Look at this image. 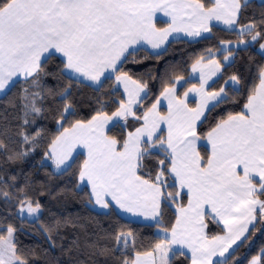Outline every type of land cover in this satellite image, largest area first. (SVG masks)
Listing matches in <instances>:
<instances>
[{"label":"snow or ice","instance_id":"6c2138e0","mask_svg":"<svg viewBox=\"0 0 264 264\" xmlns=\"http://www.w3.org/2000/svg\"><path fill=\"white\" fill-rule=\"evenodd\" d=\"M247 5L248 0H0V95L7 96L21 77L30 84L20 95L23 123L19 135L21 147H28L11 152L0 140V150L11 153L9 160L33 151L43 129L32 134L23 126L35 123V117L45 110V92L58 99L63 105L56 120L58 134L49 142L45 157L64 172L74 163L75 148H85L87 155L77 179L78 186L90 188L89 202L103 210H111L114 204L125 213L151 217L160 227L162 235L154 247L137 251L123 264H172L176 255H185L184 248L191 253V264H230L248 239L245 233L256 220L257 210L264 217V66L243 108L221 117L203 134L198 125L207 119L206 112L227 97L224 87L219 91L205 87L221 71L219 61L210 58L205 65L201 56L192 65L193 72L200 71L199 87L193 85L181 97L178 86L187 81L175 76L165 82L155 102L142 114L138 112L149 97L148 86L119 68L135 54L136 46L145 42L157 49L173 33L201 37L211 33L213 21L235 30ZM157 13L169 18L167 27H157ZM259 25L258 30L253 20L243 25L239 34L247 33L252 41L264 39V14ZM239 43L247 42L241 39ZM260 48L264 50V43ZM225 50L229 55L224 60L228 61L230 46ZM57 54L62 67L57 65L53 71L47 65ZM205 68L210 69L207 74ZM106 73L115 74V85H123L126 99L112 100L115 108L109 113V104L98 98L99 107L90 119H73L77 112L70 101L72 81L91 82L89 86L100 92L111 79ZM48 76L65 78L69 84L54 93L41 83ZM229 81L233 90L239 91L235 86L240 78L234 74ZM118 90L114 87L106 95L114 96ZM192 93L199 97L195 107L188 103ZM162 100L167 101L166 113L159 110ZM162 125L166 126V136ZM112 128L121 131L109 135ZM202 147L206 148L205 155L201 154ZM169 188L173 191H167ZM0 195L6 201L11 198L6 191ZM182 196L187 197V204L176 208L175 222L169 229L157 219L162 215L161 205L170 206L169 202L176 203ZM40 209L39 202L33 206L24 197L18 214L23 218L26 211L33 216ZM206 218L222 224L224 234L209 237ZM15 231L12 225L0 228V264H28L18 254ZM115 240L116 248L105 246L93 255L125 251L130 240L134 247L131 231L117 232ZM250 264H264V249Z\"/></svg>","mask_w":264,"mask_h":264},{"label":"trees","instance_id":"16d2710c","mask_svg":"<svg viewBox=\"0 0 264 264\" xmlns=\"http://www.w3.org/2000/svg\"><path fill=\"white\" fill-rule=\"evenodd\" d=\"M262 14H264V3L250 1L246 8H242L237 24L242 27L255 20L259 30ZM157 26L165 25L157 23ZM241 39L249 42L251 38L250 35L241 36L235 31L230 32L213 27L210 37L195 42L183 39L172 40L160 54H151L144 49H139L134 55L128 56L119 67L120 70L126 72L133 80L146 83L148 86L149 97L143 102L138 114H142L144 110L151 107L166 81L178 75L187 79L192 65L201 56L204 60H208L220 51L222 42H237ZM263 42L264 39L258 38L247 47L236 50L233 63L223 69L220 78L210 87L211 91L219 90L234 74L241 81L239 91L226 87L225 102L208 112L207 119L198 127L200 133H206L217 120L226 117L229 112L235 113L243 108L249 90L259 83V69L264 66V57L258 52V48ZM209 50L212 53L211 57H209ZM221 56L222 54H219L218 58ZM60 60L57 56L49 60L48 68L54 71L57 65L62 67ZM41 83L45 89L51 88L54 93H58L68 86L69 81L65 78L48 76ZM192 84L194 83L187 82L184 89ZM25 87L30 88V84L19 81L7 96L0 98V140L11 152L24 151L28 147L27 145L21 147L19 135L23 123L20 95ZM114 87L119 89L115 85L114 77L105 81L100 92L73 80L70 101L77 112L73 119H90L99 107L96 103L98 98L109 104L106 110L111 113L115 108L111 101L125 99L120 89L114 96L106 95L112 92ZM45 96L43 103L45 110L39 115L38 126L35 129H31L28 125L23 126L26 132L32 134L37 129H43L42 139L37 140L34 150L23 158L17 157L13 160L8 159L10 152L0 150V192L6 191L11 195L7 201L3 195H0V228L12 225L16 229L14 242L17 245L18 254L26 259L28 264H94V262L95 264H123L125 259L134 258L137 251H150L159 238L155 233L156 226L128 221L113 210L105 214L91 208L89 190L78 187L77 174L85 159L84 155H77L72 167L60 173L45 162L44 153L51 139L58 134L56 120L59 109L63 107L62 103L58 99L54 100L52 95L45 92ZM120 131L121 129L112 128L108 134L117 135ZM205 152L206 149L202 147L201 154L205 155ZM12 177H15V180ZM167 191H173V189L169 188ZM24 197L31 200L33 206L36 202L40 203L41 214L38 219L29 221L19 217V203ZM176 204L186 205L187 197H178ZM161 209L160 218L163 225L170 229L175 222V212L165 204H162ZM207 224L209 237L223 233L221 227L210 218H207ZM119 231L133 233L134 247L130 240V245L125 251L118 249L114 253L110 252L103 256L93 255L105 246L109 249L116 248L115 235ZM3 234L6 235V232ZM247 237L248 239L239 247L230 264L235 262L248 264L254 256L261 255L264 249V217L259 212H257V222ZM172 264H190V258L186 255H176L172 259Z\"/></svg>","mask_w":264,"mask_h":264},{"label":"crops","instance_id":"0c3cea01","mask_svg":"<svg viewBox=\"0 0 264 264\" xmlns=\"http://www.w3.org/2000/svg\"><path fill=\"white\" fill-rule=\"evenodd\" d=\"M250 1H257L259 3H264V0H248V2ZM243 2V0H242ZM240 16V15H239ZM239 20V18H238ZM169 21V18L164 16L163 13H157V23H160V24H163L165 25L164 27H159L157 26L158 28H165L167 27V22ZM238 23V21H237ZM236 23V25H234V29L235 30H232V29H229L227 25H224L222 22H217V21H213L212 24L215 25L214 27H218V28H221L223 30H226V31H230V32H237L239 34V30L241 27L238 26V24ZM240 35V34H239ZM244 35H248L247 33H245ZM211 36V33H202V36L201 37H190V36H187L185 33L181 32V33H173L172 35H170L167 40L161 45L160 48H157V49H153L151 45L147 44L146 42L143 43L142 45H137L136 48L137 50L139 49H144L146 51H148L149 53L151 54H160L162 52H164V50L166 49V46L167 44L172 41V40H180V39H183V40H187V41H190V42H195V41H198V40H201L203 38H207V37H210ZM240 41V40H239ZM239 41L237 42H225L223 44H221L220 46V51L216 54H214V56L212 58L216 59L217 61L220 62V64L222 65V68H221V71L218 72L215 76H212L211 79L208 80V83L207 85L205 86L207 88L208 91H211L210 90V87L213 85L214 82H216L221 74H222V71L225 67L231 65L235 59V51L236 50H239V49H242V48H245L247 47L248 45L254 43L255 41H252V39L249 40V42H247L246 44H240ZM245 41V40H244ZM264 43V42H263ZM230 46L231 48V56H229V60L228 61H225L224 60V57L225 56H228L229 55V52L227 50H225L226 48H228ZM136 52V51H135ZM258 52L264 57V50H262L259 46L258 48ZM219 54H222V56L220 58H218V55ZM57 57H59L60 59H62L59 54L56 55ZM209 60V59H208ZM208 60H203V64H207L208 63ZM121 65H119L120 67ZM209 68H205L204 71H205V74H207L209 72ZM106 75H111V77H114L115 78V74H110V73H106ZM102 80L104 79L103 77L101 78ZM19 81H24L23 78L21 77ZM185 81L187 82H193L194 84L186 87L184 89V87L186 86V83H184V81L181 82V84L183 86H178V94L182 97L183 96V93L185 91H187L188 88L192 87L193 85H196L197 87L200 86V71H197V72H193L192 71V67H191V70H190V74H189V77L187 79H185ZM229 81V80H228ZM84 84L86 85H90L91 82H85ZM119 87V89L122 91L125 99H126V96L124 94V89H123V85H117ZM92 88H94V86H90ZM226 87H231L233 88L231 82L229 81L228 84H225L224 86V89H226ZM235 88L239 89V85H236ZM215 91H219V90H215ZM226 92V91H225ZM143 95V94H142ZM4 96L0 95V98H2ZM226 99V98H225ZM199 100V97L196 96V94L192 93L189 95L188 97V103H189V106L190 107H195V103L198 102ZM161 112H165L167 111V101L166 100H162V103H161V106H160V109H159ZM208 112H206V116H207ZM123 123V122H121ZM131 123V121L129 122ZM201 125V124H200ZM198 125V127L200 126ZM111 128V126H109ZM163 128H165V132H164V135L166 136V126L162 125ZM202 144H205L206 145V141H202L201 142ZM206 149V148H205ZM79 154H82L85 156L86 158V155H87V150L81 146H77L73 152V157L75 158L77 155ZM49 164H52L54 170L58 173H60L61 171L57 170L56 169V166L55 164L52 162V160L49 159ZM71 162V161H70ZM79 189H83V188H87L90 192V188L86 185H79L78 186ZM172 209L174 210L175 212V215H176V208L178 207V205L176 203H170ZM91 208L96 211V212H99V213H109L110 211H115L120 217H122L123 219H126L128 221H131V222H136V223H141V224H146V225H154L156 226V230H155V233L156 235H158L159 237L162 235L161 233V230H160V227L157 225V222L156 220L152 219L151 217H148V218H145L144 216H134L132 214H129V213H125L121 210H119L118 208L115 207V205L113 204V207L111 210H103L101 209L98 205H95L94 202L90 204ZM162 206V205H161ZM158 220H161L160 217H157ZM205 222L207 223V218L205 220ZM257 222V214H256V220L253 221L252 224H249L248 225V232L245 233V236H248L250 230L255 226ZM217 224V223H216ZM219 227H221V229H223V225L222 224H218ZM207 232V229L205 230ZM224 233L220 234V235H223ZM243 240V237L241 238ZM237 244L239 245L240 244V241H237ZM176 247H179V246H176ZM233 248H236V245H233ZM182 251L185 253L186 256H188L189 258L191 257V253L190 251L187 249V248H184L182 249ZM231 251V249H230ZM221 258L219 257H215L214 260H217L219 261ZM251 261V260H250ZM250 261L248 264H250ZM190 264H191V259H190Z\"/></svg>","mask_w":264,"mask_h":264},{"label":"rangeland","instance_id":"374dc122","mask_svg":"<svg viewBox=\"0 0 264 264\" xmlns=\"http://www.w3.org/2000/svg\"><path fill=\"white\" fill-rule=\"evenodd\" d=\"M250 38H251V36H250ZM246 42H247V40H245ZM223 72V71H222ZM33 119V117L32 116H30L29 117V120L31 121ZM38 119H39V116H36L35 117V123H30L28 126L31 128V129H35L37 126H38ZM45 162L46 163H50L49 162V159H47V158H45ZM50 165H52V164H50ZM170 204V203H169ZM170 207H171V205H170ZM172 208V207H171ZM19 212V211H18ZM257 212H259L258 210H257ZM40 214H41V211H39L38 213H36V214H34L33 216H28V214H27V212L25 211L24 213H23V219H27V220H29V221H34V220H36V219H38L39 218V216H40ZM19 215V214H18ZM19 217H21V215H19ZM22 218V217H21ZM158 236V235H157ZM159 237V236H158Z\"/></svg>","mask_w":264,"mask_h":264},{"label":"built area","instance_id":"2783aa9c","mask_svg":"<svg viewBox=\"0 0 264 264\" xmlns=\"http://www.w3.org/2000/svg\"><path fill=\"white\" fill-rule=\"evenodd\" d=\"M259 211V210H258Z\"/></svg>","mask_w":264,"mask_h":264}]
</instances>
